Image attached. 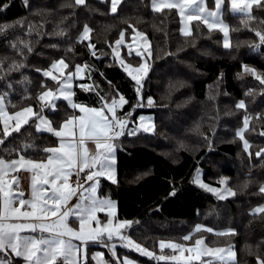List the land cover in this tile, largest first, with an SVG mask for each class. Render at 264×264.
I'll list each match as a JSON object with an SVG mask.
<instances>
[{"label":"trees","instance_id":"trees-1","mask_svg":"<svg viewBox=\"0 0 264 264\" xmlns=\"http://www.w3.org/2000/svg\"><path fill=\"white\" fill-rule=\"evenodd\" d=\"M207 1L213 6V0ZM229 9L230 0H226L223 18L230 33L226 48L219 29L191 21V35H185L178 10L157 12L151 0H122L116 14L110 13V0H85L84 5H76L75 0H27V4L25 0H0V25H15L0 32V94L9 112L27 106L39 111L37 96L59 86L43 71L58 59L68 65L66 73L74 71L75 65H84V76L73 80L75 103L101 107V98L108 103L110 97H117L114 90H118L127 101L118 113H131L128 126L141 114L154 118L153 131L128 132L132 127L127 126L114 140L116 183L103 178L99 184V194L116 201L118 217L134 222L123 233L157 253L160 239L205 235L217 245H234L236 259L230 264H257L258 256L264 259V213L253 214L254 209L264 206V193L260 192L264 153L255 154L264 149V85L242 66L264 73V45L259 49L251 46L259 42L252 29L264 31L260 23L264 7L252 6L255 19L248 26L243 23L247 17ZM85 26L91 29L89 39L80 41ZM122 31L119 53L124 61L142 62L143 57L132 48L133 54L128 55L136 31L150 41L152 55L146 56L149 71L141 77L139 94L116 54L115 42ZM13 62L22 66L9 70ZM249 91L252 95H246ZM241 100L246 112L236 108ZM138 101L142 106H137ZM78 112L60 98L55 101V110L45 108L43 114L53 127H59ZM245 113L250 117L244 133L248 149L236 135L243 127ZM39 124L33 118L19 133L13 132L0 145V157L15 158L12 149L30 145L23 152L25 157L45 159L42 149L55 147L58 138L43 128L37 131ZM198 168L210 183L219 184L226 176L236 195L221 199L193 183ZM173 191L176 194L170 195ZM196 224L214 231L195 233ZM230 229L234 234H215ZM96 247L102 248L89 245L86 264H95L91 251ZM102 249L112 264H117L108 250ZM117 254L144 264H166L123 246ZM6 255L11 264H24L13 254Z\"/></svg>","mask_w":264,"mask_h":264},{"label":"snow or ice","instance_id":"snow-or-ice-1","mask_svg":"<svg viewBox=\"0 0 264 264\" xmlns=\"http://www.w3.org/2000/svg\"><path fill=\"white\" fill-rule=\"evenodd\" d=\"M213 2L215 11L207 9L205 0H152V6L157 12L177 9L178 15L182 18L184 25L182 31L185 35H191V21H197L198 23L203 21L204 24L208 25L209 29H219L224 34V46L227 48L230 46L228 42L229 27L223 21V7L226 4V0H213ZM25 3L27 4V0H25ZM121 3L122 0H110V13L116 14ZM75 4L84 5L85 0H75ZM253 5L264 7V0H230L229 10L232 13H240L247 17L243 23L248 26L249 22L255 19L251 13ZM4 7L6 8L7 5H4ZM19 23L17 22V24ZM260 23L264 24V21H260ZM14 26L12 24L0 25V32H4ZM133 30L135 31V29ZM252 31L258 37L259 42L251 46L254 49H259L264 45V31L255 28ZM90 32L91 29L85 26L78 40H88ZM136 35L143 37L147 41L146 34L136 32ZM123 40L124 32L122 31L120 39L115 42L116 46L119 47ZM25 47L28 46L25 45ZM90 47L94 48L95 46L90 45ZM128 47V55L131 56L133 54L131 45ZM28 50L31 51V48L29 47ZM91 54L95 55V52ZM116 54L119 56L118 52ZM135 54L140 57L145 55L150 57L152 55L150 44L146 52L138 50ZM120 64L124 71L136 82V92L139 94L141 76L134 75V73L146 75L149 71L147 60L141 63L139 67L126 64L123 59L120 60ZM21 66L13 62L9 66V70L18 69ZM85 67L87 66L85 65ZM242 67L245 73L254 76L257 81L264 85V74L259 73L255 68L248 65H243ZM66 68H68V65L61 59L53 62L50 70L43 71L45 77H51L53 81L58 83L57 92L60 95L58 96L57 92L52 89H47L40 93L36 98L37 103L40 104L39 111H34L31 106H28L13 114H9L5 110V97L0 95V121L3 123V127L0 128V145H3L13 132L19 133L22 127L28 125L33 118L40 121V124L37 125V131L41 130L42 125L44 130L58 138V147L42 149L46 154V160L26 159L23 152L30 148V145H22L19 149H12V152L18 157L17 159L5 160L0 157V264H5V260L2 257L7 252L22 259L24 264H86V246L89 242L102 240L111 242L114 238L119 239L121 246L133 249L142 256L152 258L157 262L172 261L175 264H192L193 261H200L201 264H204L201 259L203 256H213L224 262V264H228V260L235 255L231 246L227 249L210 248L205 245L203 238L195 239L192 246H187L183 242L161 240L158 242L159 254H157V252L143 247L133 240L131 236L121 231L122 229L130 228L134 223L133 221L123 220L113 226V221L109 218L106 223L102 224L97 213L103 212L106 208H114L115 203L109 199L98 198L96 195L97 188L101 177H106L109 181L116 183L112 164L115 152L113 141L123 135L126 118L121 120L116 117L115 106L117 104L123 105L127 101L119 94L118 90H114L119 99L110 97V106L105 105L103 98H101L102 107L99 109L75 103L72 98L73 93L71 92L70 84L73 76L78 75L82 68L80 65H75V72H69L65 77L63 70ZM52 70L59 71L62 79L53 75ZM0 71H3L2 62H0ZM37 71L40 70L38 69ZM109 84L111 86V82ZM41 87L46 88V85H41ZM246 95H252V91H249ZM61 96L65 101L69 102L73 109H79L81 113L86 115L71 117L63 122L60 129H56L52 126L51 121L44 117L43 111L45 108L55 110V101L60 99ZM151 103L152 100L149 98L148 104ZM137 106H142V104L138 101ZM12 107L15 108L16 106L12 105ZM236 108L247 111L244 100L239 101L236 104ZM106 112L110 113L111 116L106 115ZM127 115L130 116L131 113ZM74 119L79 121L78 137L74 132V127H69ZM140 119L142 122L145 120L144 117ZM10 121L13 123L10 124ZM249 123L250 117L245 115L243 127L236 133L243 141L245 149L250 147L248 141L244 139V133L248 130ZM141 127L146 132L154 130V126H144L143 123ZM86 132L87 139L94 142L95 145V150L91 154L85 146ZM262 153H264V149L257 151L255 154L256 156H261ZM19 168H24V170L32 173L31 193L27 199L24 198L25 194L22 191L13 190V183H15L17 188L19 187L18 179L13 177L12 182L5 180L6 175L10 172H16ZM80 173H85V184L79 183ZM73 174L77 177L75 185L69 182ZM193 183L217 194L221 199L226 198L227 195H236L231 188L225 187L223 192H221L217 188L202 183L199 169H197ZM221 183L226 184V180H222ZM244 187H247V184ZM78 192L79 195H77ZM260 192L264 193V186L260 188ZM175 194V191L170 193V195ZM73 197H77V203L69 207V202ZM17 202L19 207L16 206ZM22 209L26 210L22 211ZM256 213H264V206L254 209L253 214L255 215ZM111 215L113 213L110 212L109 216ZM70 218L75 219L78 224L77 228L70 226ZM93 222L95 227H93ZM201 231L211 233L214 230L202 228L199 225L196 226L195 233ZM22 233L26 234L22 235ZM215 234L218 236L230 235L234 234V230L230 229L227 232H217ZM190 240H192V235H186L182 238L184 242ZM76 241L79 243H76ZM105 247L112 252L114 257L116 256L115 248L117 245L115 243L105 244ZM165 249L170 250L171 254H164ZM185 252L189 253V255H185ZM222 253H226V255H222ZM102 255V253L95 254L96 257H101ZM116 261L117 264H137L136 261L127 257H116ZM8 264H11V261ZM99 264H108V262L100 260ZM208 264H212V261L210 260ZM257 264H264V259L258 256Z\"/></svg>","mask_w":264,"mask_h":264},{"label":"rangeland","instance_id":"rangeland-1","mask_svg":"<svg viewBox=\"0 0 264 264\" xmlns=\"http://www.w3.org/2000/svg\"><path fill=\"white\" fill-rule=\"evenodd\" d=\"M205 4H206V7H207V9L208 10H210V11H215V5H214V2H213V6L210 4V2H208L207 0H205ZM195 7V6H194ZM223 21H224V23L228 26V23L224 20V18H223ZM211 22V21H210ZM181 32L183 33V31H182V29H183V27H184V25H183V22H182V18H181ZM191 28H192V23L190 22V31H191ZM136 32H140V31H136ZM136 32H135V34H134V36H133V38H132V41H131V48H132V50L134 51V52H136V51H141V52H146L147 51V48H148V46H149V44H150V41H149V39L147 38V41H145L144 39H143V37H140V36H138V35H136ZM140 33H143V32H140ZM223 33V32H222ZM225 42V37H224V34H223V43ZM228 42H229V44H230V33L228 34ZM119 51H120V48L119 47H117L116 48V53L118 52L119 53ZM120 60L121 59H123L122 57H121V54L119 53V56H117ZM59 60H61V59H58V60H56V61H59ZM124 60V59H123ZM145 60H147V58H146V55L145 56H143V58H142V62L141 63H143ZM126 61V60H125ZM55 62V61H54ZM126 64H129V65H132L133 67H139L140 66V64L141 63H139V64H136V63H134V62H132V61H130V62H125ZM52 65V64H51ZM51 65H50V67H48V68H46L45 70H50L51 69ZM81 66V68H82V71L78 74V75H74L73 76V79H72V81H71V84H70V89H71V92H73V80L75 79V78H81V77H83L84 76V74H85V72H84V65H80ZM64 71V76L66 77L67 76V74L68 73H66L65 72V69L63 70ZM258 71V70H257ZM52 72H53V75H56L57 77H60V73H59V71H57V70H52ZM71 72H75V70L74 71H71ZM259 73H261V74H264L263 72H261V71H258ZM134 75H139V76H143V74H141V73H134ZM61 79H62V77H60ZM84 83H87V82H82L81 83V85H84ZM59 87V86H58ZM58 87L56 88V89H52L54 92H57V89H58ZM140 93V92H139ZM57 95L59 96L60 95V93L59 92H57ZM60 98H63L62 96L60 97ZM116 99H119V97H115ZM125 99V98H124ZM5 100V99H4ZM6 102V101H5ZM105 105L106 106H110L111 105V100H110V102H108V103H105ZM123 105H119V104H117L115 107H116V117L118 118V119H121V120H125V118H126V124H125V128H124V130H126L127 131V126H128V117H129V115H127V113L125 114V116H122V115H120L119 113H118V110L122 107ZM91 107H93V106H91ZM102 107V106H101ZM101 107H95V108H97V109H99V108H101ZM106 115H108L109 117L111 116V114L110 113H108V112H106L105 113ZM86 115V114H85ZM245 115H246V113H245ZM71 117H78L77 115H72V116H70L69 118H71ZM141 117H144L145 118V120L142 122L141 121ZM68 118V119H69ZM68 119H66V120H68ZM49 120V119H48ZM65 121V120H64ZM63 121V122H64ZM129 122H130V120H129ZM134 123V122H133ZM143 123V125L144 126H153L154 125V118H153V115L152 114H147V113H145V114H141L139 117H138V121L135 123V124H133V125H131V126H128V128L129 127H132V129H128L129 131L128 132H137V131H140V130H143V128L141 127V124ZM63 124V123H62ZM61 124V125H62ZM61 125L59 126V127H54V128H56V129H60V127H61ZM78 125H79V121L78 120H73L72 121V124L71 125H69V127H74V132H75V134L76 133H78ZM87 133V132H86ZM79 134V133H78ZM113 143H114V145H115V141H113ZM55 147H58V142H57V144L55 145ZM115 149H116V147H115ZM199 170H200V179H201V181H202V183H204V184H207V185H209L210 187H213V188H217L218 190H220L221 192H223V189L225 188V187H227V188H231L227 183L226 184H222L221 183V181L222 180H225L226 179V176H223V177H221L220 179H219V184H217V183H210V182H208L207 180H205L204 178H203V170L201 169V168H198ZM196 174H197V170L195 171V173H194V177L196 176ZM102 179L100 178V181H101ZM198 185V184H197ZM202 188V187H201ZM204 189V188H203ZM232 189V188H231ZM233 190V189H232ZM213 193V192H212ZM215 194V193H214ZM216 196H218L217 194H215ZM227 196H229V195H227ZM73 199H76V198H72V200ZM71 200V201H72ZM70 201V202H71ZM69 202V203H70ZM202 226V228H204V225H202V224H196V226ZM125 230V229H124ZM186 235H190V234H186ZM185 235V236H186ZM199 238H204V241L206 242L205 244H207V247H209V246H211V247H213V248H224V249H226V248H228L229 246H231V249H232V252L234 251V245H217V244H215V243H213V242H211V241H208L206 238V236L205 235H197V236H195L194 238L192 237V240H190V241H187V242H184V241H182V240H175V239H171V238H163V239H160L159 241H161V240H165V241H174V242H183V243H188V244H186L187 246H192L193 245V243H194V240L195 239H199ZM134 240V239H133ZM219 246V247H218ZM201 247H203V246H201ZM159 252V251H158ZM234 253V252H233ZM164 254H166V255H170L171 253H170V250H168V249H165L164 250ZM224 253H222V255H223ZM185 255H189V253H187V252H185ZM127 258H133V257H130V256H126ZM115 259V258H114ZM133 259H135V258H133ZM201 259H210L211 261L214 259L215 261H212V264H224V262H222V261H220L218 258H216V257H213V256H203ZM136 260V259H135ZM138 261V260H137ZM138 262H140V261H138ZM141 264H144V263H142V262H140ZM166 263V262H165ZM230 263H233V262H229L228 261V264H230ZM167 264V263H166ZM192 264H194L193 262H192Z\"/></svg>","mask_w":264,"mask_h":264},{"label":"crops","instance_id":"crops-1","mask_svg":"<svg viewBox=\"0 0 264 264\" xmlns=\"http://www.w3.org/2000/svg\"><path fill=\"white\" fill-rule=\"evenodd\" d=\"M151 6H152V0H151ZM110 7H111V5H110ZM153 7V6H152ZM1 95V94H0ZM80 104V103H79ZM4 105H5V110L9 113V114H13L14 112H9L8 110H7V108H6V103H5V100H4ZM80 105H82V106H87V107H90V108H95V107H91V106H88V105H84V104H80ZM28 107V106H27ZM32 107V106H31ZM25 108V107H24ZM33 108V107H32ZM21 110V109H20ZM19 111V110H18ZM16 112V111H15ZM44 115V117H46L47 118V120H48V117L45 115V114H43ZM75 115H77L78 117L79 116H82V115H85V113H81L80 111L77 113V114H75ZM1 122V125H2V127H3V123H2V121H0ZM10 124H12L13 122L12 121H10L9 122ZM41 128H43V126L41 125ZM78 133H76V136L78 137ZM85 146L87 147V149L89 150V153L91 154V153H93L94 152V150H95V145H94V142H92V141H90V140H88L87 139V133H86V138H85ZM18 157H15V158H12V159H17ZM26 159H33V160H37V161H40V160H46V158L45 159H36V158H29V157H25ZM12 159H8V160H12ZM112 164H113V169H114V174H115V179H116V175H117V165H116V149H115V152H114V160H113V162H112ZM13 177H15L16 179H18L19 180V187L17 188L16 187V185H15V183H13V190L14 191H22L25 195H24V198L25 199H27V198H29L30 197V193H31V188H30V184H31V177H32V173H31V171H26V170H24V168H19L16 172H10L8 175H6L5 176V180L6 181H9V182H12L13 181ZM103 178H106V177H101V179H103ZM70 182V181H69ZM71 184V183H70ZM100 184V183H99ZM87 186V185H86ZM96 195L98 196V198H100V199H109V200H111V201H113L114 203H115V207L114 208H112V209H108V208H106L103 212H98L97 213V216H98V218H99V220L102 222V224L103 223H106L107 222V220L109 219V218H111L112 219V221H113V226H115L119 221H123V220H128V221H132L131 219H124V218H119L118 217V215H117V204H116V201L114 200V199H112V198H110V197H108V196H104V195H101V194H99V186H98V188H97V193H96ZM77 203V199H73L70 203H69V207H71L72 205H74V204H76ZM16 206L17 207H19V204H18V202H17V204H16ZM23 210H26V209H22V211ZM113 213V215H111V216H109V213ZM69 224H70V226L71 227H73V228H77L78 227V224H77V222L75 221V219L74 218H70V220H69ZM93 227H95V223L93 222ZM122 232H124V229H122L121 230ZM23 234H26V233H22V235ZM200 239V238H199ZM204 239V238H203ZM163 241H165V240H163ZM167 242V241H166ZM76 243H79L78 241H76ZM92 243H95L96 245H99V246H101L102 248H106L105 247V244H108V243H115L116 245H117V247L115 248V254H116V256L114 257L113 255H112V252L108 249V248H106L107 250H108V252L111 254V256L113 257V258H115L116 259V257H118V254H117V249L119 248V247H122L121 245H120V242H119V239H117V240H113V241H111V242H109V241H107V240H102V241H96V242H89L88 244H87V246H86V250L89 248V245L90 244H92ZM206 243V242H205ZM185 244H188V243H185ZM206 246H207V244H205ZM210 248H213V247H211V246H209ZM219 247V246H218ZM102 248H100V247H96V248H94V249H92V251H91V256L93 257V259H94V261H95V264H99V261L100 260H104V261H107L108 262V264H112V262L106 257V255H105V253H104V251H103V249ZM220 248V247H219ZM227 249V248H226ZM150 251H152L151 249H149ZM234 257H232L231 259H229L228 261L229 262H234L235 261V259H236V249L234 248ZM8 253H10V252H8ZM96 253H102L103 255L101 256V257H96L95 256V254ZM12 254V253H11ZM157 254H159V252L157 253ZM14 255V254H13ZM223 255H226V253H224ZM15 256V255H14ZM95 257V258H94ZM4 260H5V264H8V262L10 261V259L7 257V255H6V253L4 254V256L2 257ZM202 261L204 262V264H208V262L210 261V259L208 260V259H202ZM212 261H215L214 259L212 260ZM167 264H175V262H172V261H165ZM193 263L194 264H201V262L200 261H193Z\"/></svg>","mask_w":264,"mask_h":264},{"label":"built area","instance_id":"built-area-1","mask_svg":"<svg viewBox=\"0 0 264 264\" xmlns=\"http://www.w3.org/2000/svg\"><path fill=\"white\" fill-rule=\"evenodd\" d=\"M246 115H248V113H246ZM85 171H87V170H85ZM84 175H85V173H80V179H79V183H80V184H85V181H84ZM76 182H77V177H76L75 174H73V175L70 177V183L73 184V185H75ZM77 195H79V192H78ZM74 198L77 199V197H74ZM128 259L133 260V261H136L137 264H141L140 262H138L137 260H135V259H133V258H128Z\"/></svg>","mask_w":264,"mask_h":264}]
</instances>
